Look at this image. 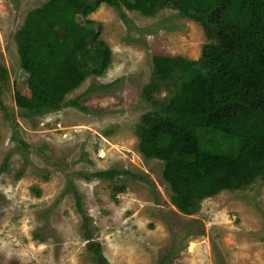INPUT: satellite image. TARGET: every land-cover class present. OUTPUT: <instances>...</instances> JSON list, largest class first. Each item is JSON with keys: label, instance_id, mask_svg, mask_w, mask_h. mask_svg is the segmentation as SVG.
<instances>
[{"label": "rangeland", "instance_id": "obj_1", "mask_svg": "<svg viewBox=\"0 0 264 264\" xmlns=\"http://www.w3.org/2000/svg\"><path fill=\"white\" fill-rule=\"evenodd\" d=\"M45 1L0 0V264H99L88 241L108 264H264V184L222 190L184 214L162 161L139 151L142 115L171 94L151 80L153 56L197 59L202 27L172 8L144 16L102 3L76 16L91 21L109 63L59 109L32 113L14 103V81L27 80L14 35ZM112 169L120 173L95 175Z\"/></svg>", "mask_w": 264, "mask_h": 264}, {"label": "trees", "instance_id": "obj_2", "mask_svg": "<svg viewBox=\"0 0 264 264\" xmlns=\"http://www.w3.org/2000/svg\"><path fill=\"white\" fill-rule=\"evenodd\" d=\"M102 3L144 16L175 9L197 22L208 40L197 59L153 56L151 80L168 82L171 94L138 125L139 151L162 161L176 209L192 214L200 200L222 190L264 184V0H47L27 11L14 35L19 67L27 73L25 83H13L15 105L32 113L57 110L87 73L107 67L108 46L89 19H75ZM91 242L99 264H108L99 243Z\"/></svg>", "mask_w": 264, "mask_h": 264}]
</instances>
